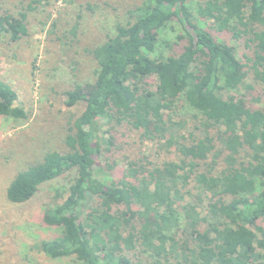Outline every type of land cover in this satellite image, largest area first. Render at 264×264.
<instances>
[{"label":"trees","instance_id":"1","mask_svg":"<svg viewBox=\"0 0 264 264\" xmlns=\"http://www.w3.org/2000/svg\"><path fill=\"white\" fill-rule=\"evenodd\" d=\"M128 16L87 50L94 80L65 92L66 106L83 105L66 151L45 152L6 188L21 204L73 174L42 216L60 233L32 247L74 264H264V105L237 92L264 86V0H145ZM4 34L25 35L26 13L0 14ZM17 97L0 79V116H27ZM120 125L176 159L103 176Z\"/></svg>","mask_w":264,"mask_h":264},{"label":"rangeland","instance_id":"2","mask_svg":"<svg viewBox=\"0 0 264 264\" xmlns=\"http://www.w3.org/2000/svg\"><path fill=\"white\" fill-rule=\"evenodd\" d=\"M143 1L0 0V14L26 13L25 35L15 41L8 34L0 37V79L17 92L15 104L27 114L0 116V264H74L70 258L50 259L32 247L60 233L44 224L42 216L45 208L61 201L73 174L42 185L21 204L7 200L6 188L17 171L41 160L45 152L66 151L67 128L83 105L66 106L65 92L94 80L96 61L87 50L113 36L116 25L127 22L128 10ZM180 31L179 25L169 28L167 38ZM227 40L237 45L241 58L243 47ZM237 92L254 107L264 105L262 84L252 83ZM113 133L112 158L100 163L109 172L103 175L108 179H116L127 161L158 165L176 159L173 151L142 139L140 131L120 125Z\"/></svg>","mask_w":264,"mask_h":264}]
</instances>
